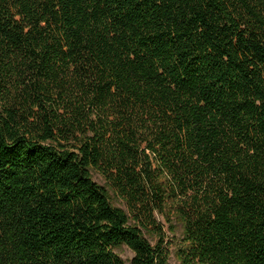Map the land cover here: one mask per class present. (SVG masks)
I'll return each mask as SVG.
<instances>
[{
    "label": "trees",
    "instance_id": "1",
    "mask_svg": "<svg viewBox=\"0 0 264 264\" xmlns=\"http://www.w3.org/2000/svg\"><path fill=\"white\" fill-rule=\"evenodd\" d=\"M167 206L264 264V0H0V264H169Z\"/></svg>",
    "mask_w": 264,
    "mask_h": 264
},
{
    "label": "rangeland",
    "instance_id": "2",
    "mask_svg": "<svg viewBox=\"0 0 264 264\" xmlns=\"http://www.w3.org/2000/svg\"><path fill=\"white\" fill-rule=\"evenodd\" d=\"M93 179L107 187L109 190L104 178L97 173L96 171L92 172ZM110 201L113 205L119 206L126 210L124 201L112 191H110ZM155 221L157 225L161 226L164 232V242L168 252V263L169 264H184L183 263V250L186 247L184 240L183 227L179 218L174 213V210L167 206L164 208L163 212H155ZM141 231L143 236L151 243L155 244L158 240V236L154 233L151 227H142ZM115 253L126 263L129 264L133 253L132 251L124 244L115 248ZM185 264H198L196 262H186Z\"/></svg>",
    "mask_w": 264,
    "mask_h": 264
}]
</instances>
